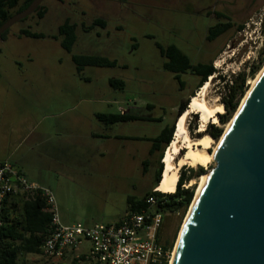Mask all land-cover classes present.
<instances>
[{
    "label": "rangeland",
    "instance_id": "1",
    "mask_svg": "<svg viewBox=\"0 0 264 264\" xmlns=\"http://www.w3.org/2000/svg\"><path fill=\"white\" fill-rule=\"evenodd\" d=\"M41 6L47 10L42 20L34 13L0 36V145L5 134L11 144L16 139L15 158L27 157L36 185L54 194L67 225L114 224L126 215L128 197L140 199L152 188L160 153L149 155L148 140L171 126L180 103L202 89H197V77L187 73L177 80L166 71L158 46H177L192 64L213 62L217 73L208 79V100L221 103L224 113L217 125L206 128L210 137L215 129L223 135L264 68V0H45ZM227 18L234 28L208 42L209 28ZM67 19L78 26L71 53L63 49L58 32ZM97 19L106 26H94ZM25 30L45 37H25ZM74 55L105 57L116 66L79 72ZM240 74L247 78L245 92L230 114L223 102L224 83L217 77L232 80ZM114 79L123 81L124 89L114 88ZM119 109L142 120L105 125L96 119L97 114H119ZM187 127L192 140L201 138L197 115L188 117ZM221 137H211V152ZM5 156L10 157L0 150V159ZM214 166L188 168L203 170L204 176ZM202 175L186 185L195 195ZM190 207L162 211L160 243L172 253ZM22 262L63 264L43 255H26Z\"/></svg>",
    "mask_w": 264,
    "mask_h": 264
},
{
    "label": "water",
    "instance_id": "2",
    "mask_svg": "<svg viewBox=\"0 0 264 264\" xmlns=\"http://www.w3.org/2000/svg\"><path fill=\"white\" fill-rule=\"evenodd\" d=\"M44 1L14 15L0 36ZM214 163L194 197L173 264H264V71Z\"/></svg>",
    "mask_w": 264,
    "mask_h": 264
},
{
    "label": "trees",
    "instance_id": "3",
    "mask_svg": "<svg viewBox=\"0 0 264 264\" xmlns=\"http://www.w3.org/2000/svg\"><path fill=\"white\" fill-rule=\"evenodd\" d=\"M21 0H0V27L11 19L17 13H20L27 9L34 0H24L20 5ZM47 13V10L40 6L35 12L37 17L42 20ZM223 17L222 15H218ZM94 26L105 27L106 23L97 19L93 23ZM77 28L76 24H72L69 19L65 21L63 25L59 27V36L61 37V45L63 49L71 53L74 45L77 42ZM90 27L89 29H92ZM234 28V25L228 21L219 22L215 26L210 27L208 30L207 41L214 42L221 36H224ZM86 29L85 30H89ZM239 32L244 30V26L238 27ZM21 34L28 38H44V35L32 33L29 30L22 31ZM5 34L2 36L4 37ZM54 39L58 40L57 37ZM161 56L164 57L167 62L164 63V69L174 74L177 80L180 79L182 74H191L199 79L197 89L202 88L205 83L208 82L210 77H213L217 70L215 69L213 62L210 63H198L192 64L190 58L184 54L177 46L171 45L164 49L158 46ZM72 61L77 64L78 71L82 72L87 67H115L116 62H112L105 57L100 56H76L72 57ZM260 69L258 66L250 72L251 76H254ZM218 80L223 81V102L228 113L232 114L238 105L237 99L243 96L246 86V75L240 74L232 80H226L223 77H217ZM180 87H184V83L179 81ZM110 84L114 88L124 89L125 83L121 80H111ZM195 95L192 96V98ZM190 104V99L182 101L178 107L175 122L171 126H166L158 136L148 140L151 143L149 155L153 156L155 153H160L158 160L159 169L155 175L153 186L140 199L134 197L127 198V213L141 212L146 208V200L150 196L165 197L167 202L163 206L164 212L177 213L179 211H186L192 204L195 191L193 188H186L191 181L200 177L203 174V170L195 172L193 169H189L187 166L181 168L179 172V179L177 182L176 190L173 194H162L155 192L158 188L164 171L163 158L167 148L173 141L175 126L178 119L186 112ZM96 119L105 125H115L118 123H129L142 120V118L132 114H97ZM223 124L226 121L222 122ZM196 128V124L194 126ZM222 131L215 129L210 133L211 137L218 139L221 137ZM149 162L145 161L143 167L146 170ZM11 198V197H10ZM10 198H7L4 202L5 209L2 213L3 225L0 227V264H25L21 263L22 257L26 255H42V244L47 236L50 226V215L44 212L45 203L41 198H37L34 201L24 202L23 205V223L12 217L10 211L7 208V204ZM121 221V220H120ZM119 221V222H120ZM117 222V223H119ZM166 250L171 251V248L165 247ZM164 264H168L165 262Z\"/></svg>",
    "mask_w": 264,
    "mask_h": 264
},
{
    "label": "built area",
    "instance_id": "4",
    "mask_svg": "<svg viewBox=\"0 0 264 264\" xmlns=\"http://www.w3.org/2000/svg\"><path fill=\"white\" fill-rule=\"evenodd\" d=\"M210 79V78H209ZM157 192V190H155ZM25 202L41 198L44 212L50 215V226L42 244V255L53 262H61L72 254V264H169L172 252L160 243L164 222L165 197L150 196L146 208L130 213L119 223L84 227L81 224L63 225L54 194L30 183L25 175L14 169L10 161L0 164V227L3 225L4 202L10 197ZM89 245L81 253L84 244Z\"/></svg>",
    "mask_w": 264,
    "mask_h": 264
},
{
    "label": "bare ground",
    "instance_id": "5",
    "mask_svg": "<svg viewBox=\"0 0 264 264\" xmlns=\"http://www.w3.org/2000/svg\"><path fill=\"white\" fill-rule=\"evenodd\" d=\"M263 71L264 68L262 69V71H260V73H258L256 79L252 81L251 88L247 92V95L244 98L242 104L240 105L238 111L244 105L245 100L247 99L251 90L257 84ZM212 78L213 77H210V80ZM209 86H210L209 82L205 83L201 91H199V93L191 99L188 110L176 122L173 141L164 154V158H163L164 173L161 178V183L156 189L157 192H160L162 194H173L176 190L177 182L179 179V172L181 168L185 166L194 169L197 167L206 168L215 161V157L224 139L226 138V135L230 130L238 111L235 114L234 118L227 124L219 143L216 144L214 150L211 152V149L213 148L214 145V140L210 136L206 135L205 131L208 125L218 124V116L224 113V107L219 102L215 101L213 105L209 102L208 100ZM194 114L197 115L199 118V127L197 134L202 135L201 138H199L198 140H192L187 129L188 128L187 119L190 115H194ZM182 152L183 155L180 156ZM206 174H204V176L202 175L200 179V185L198 187L197 193L199 192V190L201 189V187L205 182ZM192 207L193 204L183 224L178 243L172 254V259H170L171 260L170 264H173L176 252L178 250L179 242L182 237L188 217L191 213Z\"/></svg>",
    "mask_w": 264,
    "mask_h": 264
},
{
    "label": "crops",
    "instance_id": "6",
    "mask_svg": "<svg viewBox=\"0 0 264 264\" xmlns=\"http://www.w3.org/2000/svg\"><path fill=\"white\" fill-rule=\"evenodd\" d=\"M118 113L119 114H130V111L129 110L125 111L123 109H119ZM28 137L29 136H26L24 138V140L28 139ZM5 138H6L5 139V143H3V145H0V150L3 151V153L9 154L11 158L14 157V160L12 162L10 160L9 156H5L4 158L0 159V164L3 163L4 161H10L13 164L14 169L16 171H18V172H21V173L25 174V176L30 181V183H32V184L38 183V182H36L37 181L36 178L31 176V174H30L32 172V170H33V165L26 159L27 157L25 156V157H22V158H15V155L17 154V151H18V149L20 147L16 143V139H14L13 143L11 144V141H10L11 140V136L5 134ZM41 144H42V141H41ZM42 146H43V144L41 145V147ZM44 146H45V154H49L48 147H46V142H45ZM24 202L25 201L21 197L15 196V197H11L9 199V201H8V204H7V208L10 211L12 217L15 218L16 220L20 221L21 223H23V216L21 218V216H19V214L22 213V215H23ZM123 218L119 219L117 222H119ZM61 222H62L63 225L69 226V225H67V221H65L64 218H61ZM88 250H89V245L85 243L83 245V247H82L80 252L81 253H86ZM72 257H73L72 254H67L64 257V260L61 261V263L64 264V263L68 262L69 264H72Z\"/></svg>",
    "mask_w": 264,
    "mask_h": 264
},
{
    "label": "flooded vegetation",
    "instance_id": "7",
    "mask_svg": "<svg viewBox=\"0 0 264 264\" xmlns=\"http://www.w3.org/2000/svg\"><path fill=\"white\" fill-rule=\"evenodd\" d=\"M212 132H213V130L210 131V133H212ZM162 229H163V225H162L161 231H162ZM161 231H160V235H159V240H160V237H161Z\"/></svg>",
    "mask_w": 264,
    "mask_h": 264
}]
</instances>
